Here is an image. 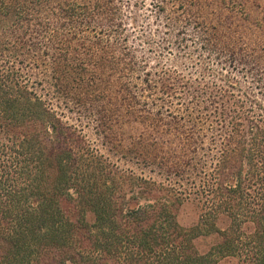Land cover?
I'll return each instance as SVG.
<instances>
[{"label": "trees", "instance_id": "1", "mask_svg": "<svg viewBox=\"0 0 264 264\" xmlns=\"http://www.w3.org/2000/svg\"><path fill=\"white\" fill-rule=\"evenodd\" d=\"M241 5L236 17L264 35V11ZM97 18L121 24L112 0H0V264H264L262 104H232L234 117L210 140L218 149L209 166L200 154L204 140L182 134L161 113L142 115L185 135L176 149L160 141L133 149L164 180L116 172L102 154L73 143L55 97L96 116L108 135V120L120 115L101 104V60L75 62L72 40L59 30L52 51L42 36L54 23L65 29ZM203 25L202 49L217 50L227 27ZM259 58L234 53L229 63L251 70ZM33 60L45 64L41 73L29 69ZM132 64L126 62V73ZM255 108L260 116L251 118ZM188 202L199 208L191 226L179 220ZM199 240L209 241L207 249Z\"/></svg>", "mask_w": 264, "mask_h": 264}, {"label": "rangeland", "instance_id": "2", "mask_svg": "<svg viewBox=\"0 0 264 264\" xmlns=\"http://www.w3.org/2000/svg\"><path fill=\"white\" fill-rule=\"evenodd\" d=\"M198 1L112 0L120 27L97 18L69 24L65 29L54 23L42 36L52 51L57 40L51 41V36L59 30L71 38L69 47L75 50V62L101 60L103 63L97 72V80L107 93L101 104L115 109V116L120 115L108 120L112 128L110 135L99 128L96 116L77 108L69 110L56 97L53 103L72 127L73 143L102 154L116 172L134 171L164 180L165 175L154 165L144 163L143 156L138 160L133 149L140 153L143 144L157 141L176 149L177 138L185 135L175 136L167 125L147 121L142 117L145 113H161L166 122L175 119L182 134L204 140L205 147L200 154L209 166L218 149L210 140L234 117L232 104L244 101L247 106L253 101L264 106V35L257 26L236 17L235 13L242 2L253 12L264 11V0ZM220 22L228 29L223 42L217 50L202 49L200 26L204 24L205 29V24ZM182 37L186 41L180 45L178 41ZM126 51L131 56H126ZM234 53L246 57L255 55L261 60L250 70L240 62L229 63ZM34 61L29 62V69L41 73L45 64L39 68ZM128 61L133 64L132 70L126 73ZM130 107L131 121L123 116L124 110ZM260 113L255 108L249 115L254 118ZM198 216L196 203L188 202L179 209V220L185 226L194 225ZM88 221H93L91 213ZM227 223L222 222L223 226ZM197 243L204 250L209 241Z\"/></svg>", "mask_w": 264, "mask_h": 264}]
</instances>
